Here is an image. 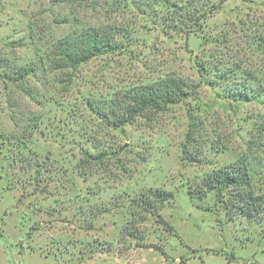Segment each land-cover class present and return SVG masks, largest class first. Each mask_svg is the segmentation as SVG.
<instances>
[{
  "label": "rangeland",
  "instance_id": "obj_1",
  "mask_svg": "<svg viewBox=\"0 0 264 264\" xmlns=\"http://www.w3.org/2000/svg\"><path fill=\"white\" fill-rule=\"evenodd\" d=\"M174 1L218 7L183 34L137 1L0 0V264H264V219L200 183L240 162L264 194V0ZM110 26L114 50L57 62L59 40ZM199 59L238 66L248 93ZM163 75L192 94L115 125Z\"/></svg>",
  "mask_w": 264,
  "mask_h": 264
},
{
  "label": "trees",
  "instance_id": "obj_2",
  "mask_svg": "<svg viewBox=\"0 0 264 264\" xmlns=\"http://www.w3.org/2000/svg\"><path fill=\"white\" fill-rule=\"evenodd\" d=\"M130 1H137L136 7L141 11L154 12L157 18L163 20L161 23L165 30L183 31V34L192 32L193 27H198L203 18L217 6L208 5L205 2L200 5L185 4L174 0ZM163 10H166L167 13L169 11L167 16H162ZM118 33L120 31L117 27H92L80 32L79 36L73 40L67 38L59 40L54 55L60 66L75 68L91 57L102 52L112 51L116 46H119L114 40L119 35ZM198 63L197 70L200 75L207 73L208 79L211 81H225L224 88L227 92L248 93V84L240 83L237 80L238 66L234 67L233 63H229L217 67L216 64L212 65L211 60L208 61L207 59H199ZM248 73L246 72V74ZM127 92L129 103L126 108V116L117 118L114 122L115 125H120L140 114L163 111L169 104L177 103L192 94L186 80L177 75L157 77L153 81L130 88ZM186 136L188 137L189 133ZM200 183L203 185L202 196L207 191L215 189V203L224 204L230 212V217L237 215V211H239L255 221L264 219V194L253 192L247 171L240 162H230L214 169L202 176ZM225 192H227V200L225 199ZM158 193L161 195L170 194L163 190H158Z\"/></svg>",
  "mask_w": 264,
  "mask_h": 264
}]
</instances>
